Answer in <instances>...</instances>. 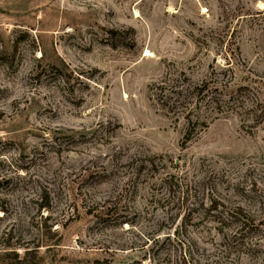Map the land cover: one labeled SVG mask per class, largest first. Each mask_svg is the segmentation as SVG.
<instances>
[{
  "label": "rangeland",
  "instance_id": "1",
  "mask_svg": "<svg viewBox=\"0 0 264 264\" xmlns=\"http://www.w3.org/2000/svg\"><path fill=\"white\" fill-rule=\"evenodd\" d=\"M0 204V264H264V0H0Z\"/></svg>",
  "mask_w": 264,
  "mask_h": 264
},
{
  "label": "trees",
  "instance_id": "2",
  "mask_svg": "<svg viewBox=\"0 0 264 264\" xmlns=\"http://www.w3.org/2000/svg\"><path fill=\"white\" fill-rule=\"evenodd\" d=\"M45 205H43V207H44ZM0 210H2V212H3V214H5V212H6V208H5V206H3L2 204H0ZM16 254V253H15Z\"/></svg>",
  "mask_w": 264,
  "mask_h": 264
}]
</instances>
